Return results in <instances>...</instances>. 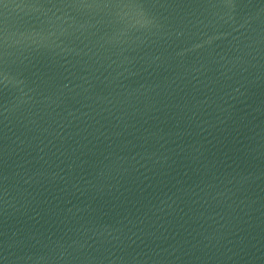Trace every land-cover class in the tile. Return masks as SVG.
Listing matches in <instances>:
<instances>
[{
    "label": "water",
    "instance_id": "1",
    "mask_svg": "<svg viewBox=\"0 0 264 264\" xmlns=\"http://www.w3.org/2000/svg\"><path fill=\"white\" fill-rule=\"evenodd\" d=\"M0 264H264V0H0Z\"/></svg>",
    "mask_w": 264,
    "mask_h": 264
}]
</instances>
